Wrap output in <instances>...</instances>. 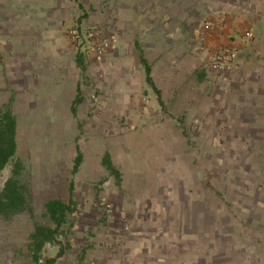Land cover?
Returning <instances> with one entry per match:
<instances>
[{"label":"crops","instance_id":"0c3cea01","mask_svg":"<svg viewBox=\"0 0 264 264\" xmlns=\"http://www.w3.org/2000/svg\"><path fill=\"white\" fill-rule=\"evenodd\" d=\"M76 23L105 29L112 45L102 58L71 42L67 32ZM206 23L213 28L201 43ZM223 45L235 47V68L215 73L207 63ZM0 105L16 117L17 134L28 123L26 137L70 139L72 169L81 154L76 186L101 193L108 154L118 173V190L109 197L116 209L139 222L171 218L175 183V192L185 195L173 172L174 155L185 152L184 122L204 121L213 109L219 122L232 123L230 138H261L258 152L264 153V0H0ZM123 121L141 124L149 141L137 147L134 138L122 137L113 123ZM120 134L126 147L115 158L108 137ZM169 135L179 138L168 148L154 141ZM84 138H91L92 151L82 148ZM71 186L72 198L86 203ZM173 224L150 228L168 232ZM60 248L53 256L44 252L52 260L40 263H99L85 246L76 262L56 258Z\"/></svg>","mask_w":264,"mask_h":264},{"label":"rangeland","instance_id":"374dc122","mask_svg":"<svg viewBox=\"0 0 264 264\" xmlns=\"http://www.w3.org/2000/svg\"><path fill=\"white\" fill-rule=\"evenodd\" d=\"M211 112L204 121L183 123L185 152L174 155L173 172L174 179L183 184L185 195L175 192L178 186L175 183V201L169 208L172 219L164 216L146 222L116 209L109 197L116 195L114 189L117 191L119 185L117 176L111 173L104 175L101 193L97 192V186L93 187L91 194L96 200L90 202V186H76L77 173L69 161L75 150L70 139L59 142L51 132L50 138L26 137L28 123L21 124L16 154L0 175V191L14 163L20 161L19 178L32 194V213L0 216V264H33L28 250L30 234L35 224L53 226L44 217L45 203L50 199L67 200L71 181L74 197L87 204L75 201L76 210L70 222L60 228L58 242L44 247L48 256L55 254V246H63L64 260L72 258L76 262V253L79 258L83 251L80 247L85 246L95 254L98 264H264V153L258 152L262 139L230 138L232 123L219 122L222 115L217 116L213 109ZM132 123L113 124L119 126L122 137L129 135L141 147L149 141L150 132L141 129V124L137 127ZM114 130L117 128L111 126V135L118 132ZM121 134L108 137V147L115 158H122L125 151ZM171 137L151 138L168 148L171 141L179 138L173 136L171 140ZM134 139H130L131 143ZM90 141L91 138H84L82 148L88 145L86 150L92 151ZM152 156L155 157V152ZM179 162L184 165H178ZM156 222L165 227L174 224L172 229L167 228L168 232L154 233L150 226ZM103 245L105 248L101 249ZM62 256L57 254L56 258Z\"/></svg>","mask_w":264,"mask_h":264},{"label":"trees","instance_id":"16d2710c","mask_svg":"<svg viewBox=\"0 0 264 264\" xmlns=\"http://www.w3.org/2000/svg\"><path fill=\"white\" fill-rule=\"evenodd\" d=\"M17 151V121L9 106L0 107V175L8 165ZM81 160V154L76 157V165ZM104 163L111 174H118L113 167L108 154L104 157ZM22 169L20 161L14 163L11 175L4 183L0 191V216L10 218L23 212L32 213V194L26 184L22 183L19 175ZM71 198L68 202L61 199H50L45 203L44 217H47L53 226L35 224L30 234L28 250L32 257L33 264L50 262L52 259L44 256V247L47 243H56L60 228L70 222V216L76 210L75 200L72 198V186L70 189ZM64 247L58 252V256L64 254ZM54 260V259H53Z\"/></svg>","mask_w":264,"mask_h":264},{"label":"built area","instance_id":"2783aa9c","mask_svg":"<svg viewBox=\"0 0 264 264\" xmlns=\"http://www.w3.org/2000/svg\"><path fill=\"white\" fill-rule=\"evenodd\" d=\"M213 25L206 23L198 35L201 43L205 42L207 31L212 30ZM67 35L77 50L84 55H94L102 58L111 48V39L105 29L100 26L83 27L80 24L73 26ZM245 36H250V31L245 32ZM235 47L233 45H223L216 49L209 58L208 66L217 73H228L234 70Z\"/></svg>","mask_w":264,"mask_h":264}]
</instances>
